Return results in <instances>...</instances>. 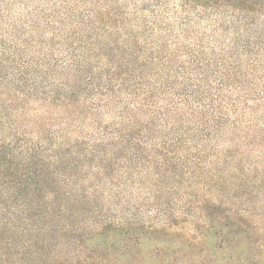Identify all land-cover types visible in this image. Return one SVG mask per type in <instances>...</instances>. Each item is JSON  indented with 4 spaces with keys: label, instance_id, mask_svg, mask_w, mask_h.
<instances>
[{
    "label": "trees",
    "instance_id": "obj_1",
    "mask_svg": "<svg viewBox=\"0 0 264 264\" xmlns=\"http://www.w3.org/2000/svg\"><path fill=\"white\" fill-rule=\"evenodd\" d=\"M179 263L264 264V0H0V264Z\"/></svg>",
    "mask_w": 264,
    "mask_h": 264
},
{
    "label": "rangeland",
    "instance_id": "obj_2",
    "mask_svg": "<svg viewBox=\"0 0 264 264\" xmlns=\"http://www.w3.org/2000/svg\"><path fill=\"white\" fill-rule=\"evenodd\" d=\"M186 231H189V230H185V232H186ZM177 260H179L180 263H182V262H187L188 258H186V257H182L181 255H178V256H177ZM180 263H179V264H180Z\"/></svg>",
    "mask_w": 264,
    "mask_h": 264
}]
</instances>
